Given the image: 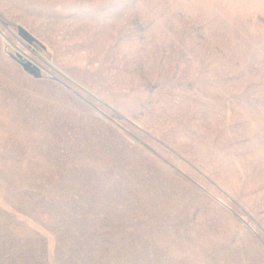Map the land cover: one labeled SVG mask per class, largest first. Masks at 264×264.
Returning a JSON list of instances; mask_svg holds the SVG:
<instances>
[{"label":"rangeland","instance_id":"374dc122","mask_svg":"<svg viewBox=\"0 0 264 264\" xmlns=\"http://www.w3.org/2000/svg\"><path fill=\"white\" fill-rule=\"evenodd\" d=\"M0 264H264V0H0Z\"/></svg>","mask_w":264,"mask_h":264},{"label":"bare ground","instance_id":"6f19581e","mask_svg":"<svg viewBox=\"0 0 264 264\" xmlns=\"http://www.w3.org/2000/svg\"><path fill=\"white\" fill-rule=\"evenodd\" d=\"M21 32H22L23 35H25L29 39H32L33 35L27 29H25L24 26L21 27ZM25 64L28 67L36 69L37 71L40 70V67L37 64H35L34 62H32V61H26Z\"/></svg>","mask_w":264,"mask_h":264}]
</instances>
